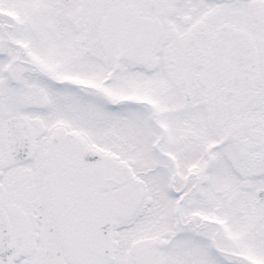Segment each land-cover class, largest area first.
I'll list each match as a JSON object with an SVG mask.
<instances>
[{
    "label": "snow or ice",
    "instance_id": "1",
    "mask_svg": "<svg viewBox=\"0 0 264 264\" xmlns=\"http://www.w3.org/2000/svg\"><path fill=\"white\" fill-rule=\"evenodd\" d=\"M0 264H264V0H0Z\"/></svg>",
    "mask_w": 264,
    "mask_h": 264
}]
</instances>
